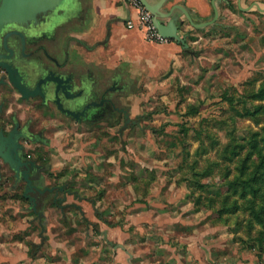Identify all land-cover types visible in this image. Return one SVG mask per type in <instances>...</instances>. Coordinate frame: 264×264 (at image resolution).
<instances>
[{
    "label": "rangeland",
    "instance_id": "obj_1",
    "mask_svg": "<svg viewBox=\"0 0 264 264\" xmlns=\"http://www.w3.org/2000/svg\"><path fill=\"white\" fill-rule=\"evenodd\" d=\"M226 5L189 52L99 57L125 119L27 148L61 200L3 169L0 264H264V7Z\"/></svg>",
    "mask_w": 264,
    "mask_h": 264
},
{
    "label": "flooded vegetation",
    "instance_id": "obj_2",
    "mask_svg": "<svg viewBox=\"0 0 264 264\" xmlns=\"http://www.w3.org/2000/svg\"><path fill=\"white\" fill-rule=\"evenodd\" d=\"M56 6L52 13L33 17L27 4L9 7L0 0V148H22V162L33 163L29 177L34 187L28 195L35 200L47 194L61 200L65 187L44 185L46 166L28 155L27 148L34 142L46 143L44 136L56 134L67 121L112 122L116 114L124 119L127 114L116 102L124 90L123 71L111 74L104 67L88 65L73 48L80 47L79 31L69 18L78 11V0H57ZM58 9L67 16L60 22ZM4 168L11 171L14 183L27 189L22 172L17 176L0 159L1 177Z\"/></svg>",
    "mask_w": 264,
    "mask_h": 264
},
{
    "label": "crops",
    "instance_id": "obj_3",
    "mask_svg": "<svg viewBox=\"0 0 264 264\" xmlns=\"http://www.w3.org/2000/svg\"><path fill=\"white\" fill-rule=\"evenodd\" d=\"M148 1L157 4L161 0ZM226 2L227 0H167L162 10L167 13L175 6L182 7L189 13L194 24L204 25L214 20L215 7L219 13V19ZM237 2L239 9H242L243 5L246 6L248 2L249 6H246L248 10L264 7V0H237ZM78 4V11L69 18L79 31L76 37L80 47L74 44L73 48L80 53L88 65H96L98 68L107 66L104 64L107 60H101L99 57L109 52L117 57L130 51L137 53L151 48L168 53V58L176 56L179 52L180 44L174 40H166L163 43L152 42L147 40L144 32L138 28L130 29L127 23L134 21L137 24L138 14L124 0H78ZM173 16L177 18L179 34L186 39L189 36L187 34L189 29L194 28L198 31L214 25L196 28L179 9L173 12ZM161 59L159 64L167 63L166 60ZM118 70L124 71L123 67Z\"/></svg>",
    "mask_w": 264,
    "mask_h": 264
},
{
    "label": "water",
    "instance_id": "obj_4",
    "mask_svg": "<svg viewBox=\"0 0 264 264\" xmlns=\"http://www.w3.org/2000/svg\"><path fill=\"white\" fill-rule=\"evenodd\" d=\"M2 1L6 3L9 7L17 2L27 4L28 5L27 10L31 12V15H33V17H36L39 14H43L47 12L52 13L54 10L58 8L56 6L57 0H2ZM139 1L149 12L152 13L154 17L153 23L157 28L159 34L164 39L176 41L178 44H180L183 47V49L186 52H189V44L187 43L186 37L181 36L179 34V26L177 23V18L173 16V12L176 9L181 10L187 17L188 21L192 24V26L196 28H202L207 25L214 24L219 16L218 10L215 7L216 13H215V18L212 22L204 25H196L193 23L189 13L186 10H184L182 7L175 6L171 11L167 13L163 12L162 8L167 0H161L157 4H152L148 0H139ZM57 15L60 16L59 22L62 21L63 19L65 20V17H67L66 15H64L63 10L61 9L57 10ZM21 149L22 148H0V159L10 164L12 169L17 173V176L20 175L22 172L24 179L28 182L26 189V195H27L28 193L32 192L33 190L32 187H34L29 177L30 168L34 167V165L33 163L22 162L19 156V151ZM23 167H26L27 170L21 171ZM0 178H1V173H0ZM45 191L53 192V189H46Z\"/></svg>",
    "mask_w": 264,
    "mask_h": 264
},
{
    "label": "built area",
    "instance_id": "obj_5",
    "mask_svg": "<svg viewBox=\"0 0 264 264\" xmlns=\"http://www.w3.org/2000/svg\"><path fill=\"white\" fill-rule=\"evenodd\" d=\"M128 5L133 7L138 14L137 24L134 21H129L127 23L130 29L138 28L140 31L144 32L147 40L152 42L163 43L167 39H164L158 32L157 28L153 23V15L149 12L139 0H124Z\"/></svg>",
    "mask_w": 264,
    "mask_h": 264
}]
</instances>
